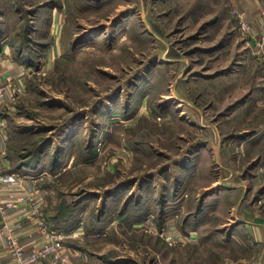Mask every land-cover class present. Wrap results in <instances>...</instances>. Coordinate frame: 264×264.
<instances>
[{
	"label": "rangeland",
	"instance_id": "rangeland-1",
	"mask_svg": "<svg viewBox=\"0 0 264 264\" xmlns=\"http://www.w3.org/2000/svg\"><path fill=\"white\" fill-rule=\"evenodd\" d=\"M263 5L0 0V80L24 69L0 175L43 192L69 264H264Z\"/></svg>",
	"mask_w": 264,
	"mask_h": 264
},
{
	"label": "built area",
	"instance_id": "built-area-1",
	"mask_svg": "<svg viewBox=\"0 0 264 264\" xmlns=\"http://www.w3.org/2000/svg\"><path fill=\"white\" fill-rule=\"evenodd\" d=\"M260 14V25L263 27V31L259 37L254 41L261 54L264 56V5ZM240 28L250 33L253 28L242 18L239 20ZM1 71V67H0ZM15 78L8 75L4 80H0V105L11 102L15 96L21 91L16 84ZM6 127L5 120L0 118V130H4ZM4 171V165L0 162V174ZM8 176H18L15 173ZM38 189L35 186L27 188V205L29 206L26 219L35 221V229L37 234V242L32 247L28 257H24V247L21 245L20 235L17 232L16 226L11 222L13 211L19 208L20 200H6L2 197V191L0 189V242L5 239L6 246L11 251V257L15 264H42L41 259L47 255L52 256V264H69L67 256L64 251V244H62L63 234L53 231L43 219L40 212V207L35 201V192ZM22 202V201H21ZM1 247V246H0ZM3 251L0 248V264H6L1 261Z\"/></svg>",
	"mask_w": 264,
	"mask_h": 264
},
{
	"label": "crops",
	"instance_id": "crops-1",
	"mask_svg": "<svg viewBox=\"0 0 264 264\" xmlns=\"http://www.w3.org/2000/svg\"><path fill=\"white\" fill-rule=\"evenodd\" d=\"M254 4V3H253ZM255 6V5H252ZM257 22V21H256ZM2 67L4 71L2 72L3 76L11 74L15 75L16 77L21 75L22 71L24 70L23 67L16 65L13 62L5 61L2 62ZM14 76V77H15ZM9 102H6V106H8ZM3 104L0 105V110H2L4 107ZM0 118H3L2 115H0ZM5 130V129H4ZM4 130H0V162L7 167V164L5 163L3 159V153H4V137L5 132ZM33 186L32 182L30 180H26L23 177L20 176H1L0 175V189L2 191V197L6 200H20L19 208L15 211H13V215L11 217V224L13 223L17 231L20 235V241L23 245H25L26 250H31L32 246H34L35 242H37V231L35 229V221L27 220L26 215L28 214L29 206L27 205V188ZM35 201L37 202V205L40 207L41 215L44 216V207L46 205V200L44 198V194L41 190H37L35 192ZM22 201V202H21ZM46 214V213H45ZM26 251V252H27ZM3 261L10 262L12 264H15L13 262L12 258L9 257L8 254H4V257L2 258Z\"/></svg>",
	"mask_w": 264,
	"mask_h": 264
}]
</instances>
